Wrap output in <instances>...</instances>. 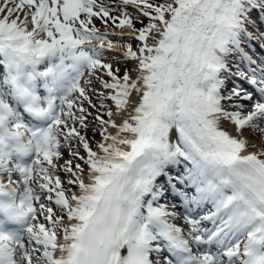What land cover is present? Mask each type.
<instances>
[{"label": "snow or ice", "instance_id": "obj_1", "mask_svg": "<svg viewBox=\"0 0 264 264\" xmlns=\"http://www.w3.org/2000/svg\"><path fill=\"white\" fill-rule=\"evenodd\" d=\"M257 22L264 0H2L0 264H264Z\"/></svg>", "mask_w": 264, "mask_h": 264}, {"label": "rangeland", "instance_id": "obj_2", "mask_svg": "<svg viewBox=\"0 0 264 264\" xmlns=\"http://www.w3.org/2000/svg\"><path fill=\"white\" fill-rule=\"evenodd\" d=\"M0 2H2V1H0ZM107 2H111V0H107ZM128 11H129L130 13H132L133 15H135V10L132 9L131 7H129ZM113 14H114V15H118V13H115V12H114ZM94 23H95L96 27L100 29L101 32H104V31H107V32H108V31H111V28H110V27L105 28V27L103 26L102 22H101L99 19H95V20H94ZM137 24H138V23H137ZM137 24H136V25H137ZM257 25H258V22H257ZM257 28H258V30H259L260 32L264 33V24H261L260 27L257 26ZM113 29L116 30L115 28H113ZM249 31H250L251 33H254V34L256 33V31H255V29H254L253 27H249ZM109 33L111 34V32H109ZM253 36L257 39V41H258L259 43H261V44L264 45L263 41H261V39L259 38V36H257V35H253ZM111 38L113 39L114 42L117 40V37H116V36H112ZM129 42L132 43L133 49L135 50V48H136V46H137V42H136L135 40H129L127 36H125L124 39H123L122 41H120L119 43H117L116 48H115V49H116V53H117V54H115V55H117V56L115 57V60H118L119 62H118V63H115V62H114V63H113V67H114V68H117V67L120 68V70H121V74H123V71H124V69H125L126 67H129V66H132V65H133V62H127V61H125V60L123 59L122 55H120V53H121L122 50H123L122 45L125 44V43H129ZM247 53L252 54V52L249 51L248 49H247ZM108 54H109V53H108ZM108 54H107V52L105 53V56L107 57V62H113L114 58H113V59H110V56H109ZM251 57H252V59H254V60L256 61L257 64L261 63V61H259V63H258V59H257L255 56H251ZM238 63L240 64V62H237L236 64H238ZM245 65H246L245 63H243V65H242V64L239 65L240 70L247 71V70L245 69ZM259 65H262V64H259ZM262 66H264V65H262ZM233 71L237 72V69H236V68H233ZM93 102H94V103L96 102V98H95V97H93ZM85 107H87V104H85ZM89 111L92 112L93 115L96 114V110H95V109H91V108H89ZM105 118H107V117H105ZM89 122L91 123V117H89ZM88 136H89L90 141H92L93 145H95V141L101 139V137H100V135H99V132H96L95 135H93V133H92L91 131H89ZM62 176H63V175H62V173H61V178H62Z\"/></svg>", "mask_w": 264, "mask_h": 264}, {"label": "bare ground", "instance_id": "obj_3", "mask_svg": "<svg viewBox=\"0 0 264 264\" xmlns=\"http://www.w3.org/2000/svg\"><path fill=\"white\" fill-rule=\"evenodd\" d=\"M0 1H2V0H0ZM127 31H128L127 29L124 30L125 33H127ZM108 53L109 52H107V54ZM115 54H117L116 53V49L114 50V52H111L108 55L110 56V59H113V58H115L117 56ZM261 59L264 61V54L261 56ZM235 78L236 77H234L233 75H231V77L227 80V86L229 88L234 84ZM118 122H119V120H118ZM225 127L227 128L228 131H230V132L233 131V129H232V127L230 125L225 124ZM258 135L259 134H257V137H258ZM245 137L248 138L249 139V142L252 143V144H258L259 143L258 138L257 139H253L252 138V134L250 132H248V131L245 132ZM93 149L95 150V147L94 146H93ZM65 158H67V152H65ZM62 179H66V177L63 175L62 176ZM170 197H173L171 195V193L170 192H166L165 197L162 198L161 200L169 199ZM166 205L168 206L169 210L174 209V211H181V209H177V207H176V205H178V203L169 202ZM173 205H175V208H173ZM204 211H207V209H201L200 210V213H203ZM177 216L180 217V214L178 213ZM174 222L177 223L178 226H180V227H183L185 229L187 228L186 221L184 219H182V218H179V219L175 220ZM207 225H210V224H207ZM163 254H165V253H163Z\"/></svg>", "mask_w": 264, "mask_h": 264}]
</instances>
